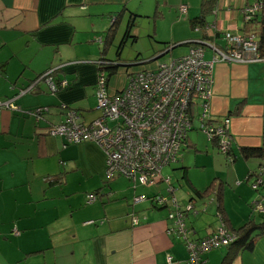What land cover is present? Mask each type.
Wrapping results in <instances>:
<instances>
[{"label": "crops", "instance_id": "0c3cea01", "mask_svg": "<svg viewBox=\"0 0 264 264\" xmlns=\"http://www.w3.org/2000/svg\"><path fill=\"white\" fill-rule=\"evenodd\" d=\"M202 1L198 8L181 3L187 9L178 7L177 21L185 13L183 27L186 24L191 31L172 34L167 44L191 39L222 47L224 31L248 33L257 26L255 20L245 22L242 10L253 0H237V5L227 8L223 0H208L205 23L191 26L190 19L200 13ZM100 3L0 0V100L15 105L0 106V264H184L189 257L184 239L167 232L173 221L167 215L171 206L150 199L133 200L140 193L169 196L168 184L173 185L172 194L180 206L191 201L198 210L184 213L192 231L190 239L202 238L219 227L217 209L227 219L229 231L251 219L264 221V216H250L249 204L257 192L261 197L264 194V186H251L264 158H244L240 153L241 147L262 141L263 60L219 59L213 65L209 119L216 123L229 118L231 160L219 151L215 138L206 136L204 144L200 143L193 121L179 162L163 165L154 183L134 186L123 175H105L104 154L95 142L66 143L61 135L49 133L53 124L64 120L68 107H74L84 121L100 114L95 100L97 60L101 56L120 59L108 57L98 45L91 51L77 49L81 43L91 45L95 38L102 42L104 35L93 27L101 14ZM114 19L108 23L104 18L100 28ZM87 20L90 27L84 25ZM193 43L184 44L187 47L180 54ZM51 68L56 79L68 80L56 92H49L44 82H33L37 74ZM32 82L30 90L25 88ZM124 83H117L109 73L110 92L117 93ZM40 107L47 110L36 118L33 112ZM185 150L192 152L191 161L183 159ZM197 153L205 155L204 162L197 161ZM177 164L182 169L170 174L168 166L176 168ZM191 167L201 168V174ZM205 168L209 171L204 174ZM260 176L264 182V170ZM209 184L219 185V200H209L210 193L205 191ZM89 191L98 193L94 201H86ZM229 253L228 264H264V234L254 240L252 249H212L200 264H223ZM168 256L175 263H168Z\"/></svg>", "mask_w": 264, "mask_h": 264}, {"label": "built area", "instance_id": "2783aa9c", "mask_svg": "<svg viewBox=\"0 0 264 264\" xmlns=\"http://www.w3.org/2000/svg\"><path fill=\"white\" fill-rule=\"evenodd\" d=\"M260 5L257 0L245 5L244 19L254 15ZM179 9L184 11L186 5L181 4ZM223 35L225 43L222 47L203 41L210 47L209 57L205 56L204 46L196 43L183 54L160 60L156 67L130 72L118 93L108 90L107 74L100 68L95 88L100 114L84 121L74 107H68L64 121L53 124L49 133L61 135L66 143L95 142L104 154L106 176L120 174L134 183L145 185L156 181L163 165L176 161L187 130L195 119L208 137L216 139L219 151L229 152V118L224 117L216 123L209 119L213 65L219 59L251 61L259 60V56L254 34L224 31ZM46 80L51 90L68 83L66 78L54 81L47 77ZM9 105L15 107L9 100H0V106ZM260 181V178L254 180L252 186ZM166 189L171 193L169 196L137 194L133 200L148 198L171 206L168 216L173 223L169 231L178 233L185 241L189 257L184 264H200L204 252L232 243L235 235L221 224L202 238L190 239L188 235L192 231L183 221L184 212L192 210L196 213L198 210L190 201L183 207L175 205L173 186L168 184ZM96 197L93 191L86 193L87 202L94 201ZM261 206L258 210L264 212V203ZM217 216H222L219 209ZM133 221L136 223L135 217ZM167 262L175 263L171 256L167 257Z\"/></svg>", "mask_w": 264, "mask_h": 264}, {"label": "rangeland", "instance_id": "374dc122", "mask_svg": "<svg viewBox=\"0 0 264 264\" xmlns=\"http://www.w3.org/2000/svg\"><path fill=\"white\" fill-rule=\"evenodd\" d=\"M101 1L102 3L98 5V8H100L99 13L101 14H99L96 17V23L94 24L93 27H95V29H99V32H98L99 35H102V37L104 35L102 42H99V40L95 38L94 42H92L91 45L88 44L84 46V44L81 43V44H78L77 49L80 51H83L81 49H84L86 51H91L92 49H95L98 45L102 50L104 46V38L106 34L108 33L109 28L111 27L109 24H107L108 26L106 28H100L104 22L103 19L105 18L108 21V23H110V21H112L114 17L116 18V16H118L119 11L121 10V14L118 16L117 21H115V25L112 26V28H116L115 34L112 39L113 41L107 43L105 53L108 57H113L112 59L118 57L120 60L117 61V63H119L120 61L121 62H133V61H143L144 60L142 63L133 64V65H126V66L118 65L115 67L114 71H107L110 73L111 76H115V78H117V83L122 82L123 84L124 82L126 83L127 76L130 72H134L139 69H149L152 67H156L157 63L160 60H164L169 57L176 56L182 53V51L187 47V45H184V44L175 45L174 48H172L171 50H168L162 56L156 59H149L151 58V56L158 53V52L154 53V51H156L157 49H161L163 47L168 48L173 43L179 42V41L173 40V43L167 44L170 41L169 37L172 34L182 33L184 35L191 31L189 26H187L186 24L183 27L184 19L186 20L185 13L181 14L183 20L177 21L178 19L176 17L175 12L178 11L179 4L186 3L189 8L193 6L195 7L197 6L198 8V5L200 4L201 0H101ZM223 1H225V5H222V6L225 8L229 7L230 4L237 5V0H223ZM123 5L126 7L125 9L124 7L122 8ZM186 9L184 11H186ZM211 16L213 15L208 14L207 17L209 20L212 19ZM211 21H213V19ZM89 22L90 20H87L84 25L86 27H90ZM127 28L129 29V35L125 36V39L123 42L122 38L125 35ZM102 30H104V32ZM136 32H137L138 37H136ZM99 35H96V37H98ZM187 40H191V39H187ZM194 44L196 43H193L190 45H194ZM203 46H204L205 56L207 57L209 56V53L211 54L210 47L206 45H203ZM130 57H139V58H137V60H130L129 59ZM55 70L56 69H54V71ZM34 81H36V79ZM39 81L44 82L47 90L49 92H52L49 90L46 82L43 79ZM30 85L32 84L30 83ZM0 99H3V96ZM95 100H96V97H95ZM194 125H197V127L199 128L198 134H199L200 143L204 144V142L206 141V138L208 137L207 134L200 128V122L198 120L196 119L194 120ZM185 148L191 149L192 146H187ZM191 153H192L191 151L185 150V152L183 153L184 155L183 159L185 161H191V159H193V156ZM179 155H182L181 147L178 152V156ZM205 159H206L205 155L197 153V161L204 162ZM174 162L176 164L179 162V160L176 159V161ZM176 166H177L176 168H174L173 165L168 166L170 174H172L173 171L182 169L178 164ZM199 169L201 168L199 167L190 168V170H192L193 172L201 174V172L198 171ZM207 171H209V168H205L204 170H202L204 174ZM159 174L157 175V179L159 177ZM125 180L130 182V185L135 186L134 182L130 181L127 178H125ZM146 185H149V184H146ZM262 186H264V184ZM213 188L215 190L216 189L218 190L219 188L218 184L213 185ZM178 190L180 189L178 188ZM261 191H263L264 193V188H262ZM209 197L215 198L216 197L215 192L211 190ZM262 203H264V194L261 197V193L257 192L249 202L250 210H251L250 216H253V215L261 216V217L264 216V213L258 210L260 207H262L261 206ZM216 218L218 217L216 216Z\"/></svg>", "mask_w": 264, "mask_h": 264}, {"label": "trees", "instance_id": "16d2710c", "mask_svg": "<svg viewBox=\"0 0 264 264\" xmlns=\"http://www.w3.org/2000/svg\"><path fill=\"white\" fill-rule=\"evenodd\" d=\"M257 1L261 3V5H260L261 8L257 12H255L254 15H252L250 18L244 19V20H245V22H253L254 20L257 22V26L254 29V31L252 30V31H250L248 33L255 35V37H256V39L258 41L257 53H258L259 59L264 61V0H257ZM208 2H209L208 0H203L202 1L200 13L198 15L193 16L190 19L191 20V26L203 25L205 23L204 12L207 9ZM114 21H116V18L114 19ZM114 21L110 25L111 27L109 28V31L106 34L105 38H104V46L102 48V52H104V50L106 49L107 43L112 41L113 36L115 34L116 28H112V26L115 25ZM244 33H246V32H244ZM126 35H129V29L128 28L126 29L125 35L123 36V41H124V38H125ZM98 60H104L106 62L105 63L106 64L105 65L106 72H107V70L111 71L112 69H115V67L117 66V61H118V60H115V59L114 60H108L104 56H101ZM47 70L48 69H45L44 71H42L39 74H37L35 79L38 78L41 74H43ZM107 74H108V77H109V73L108 72H107ZM67 85H68V83L66 85H64V86H59L58 90L60 88H63L65 86H67ZM228 153L229 152L224 153V154L227 155V159L231 160L233 157L230 156V154H228ZM240 153H241V155L244 158H250V157H258V158L262 157V158H264V115H263V130H262V141H261V144L255 145V146H243V147L240 148ZM263 170H264V163H261V164H259L256 176H254L253 180L251 181V186H252V182L254 180L258 181V178H260V180H261L260 183H258L255 187L252 186L254 189H258L259 186L263 185V183H264L263 179L260 176V173ZM248 174H252V173L249 172ZM211 190L213 192H215V194H216V197L213 198V199H215L216 201H217V199L219 200V193H220L219 188H218V190L217 189L215 190L213 188V186H211V184H209L205 191H209V193H210ZM93 192L98 194L96 191H93ZM155 194H157V193H155ZM135 195H137V194H135ZM154 203L158 204L156 202H154ZM160 205H163V204H160ZM218 208H219V206H218ZM217 217L219 219L220 224L222 226H224L229 231V229L226 227V225H228L227 219L225 217H223V216H217ZM231 232H233V234L235 235V239L232 241V243L229 246H227V248L229 247L230 251H233L235 249H252L253 244H254V240L258 236L264 234V221L263 222H261V221L260 222H254L253 219H251V220L247 221L246 223H244L243 225H241V226H239L237 228H231ZM205 253L206 252H204L201 255V263L203 261V255ZM230 259H231V255L229 253V254H227L225 256L223 264H228Z\"/></svg>", "mask_w": 264, "mask_h": 264}, {"label": "bare ground", "instance_id": "6f19581e", "mask_svg": "<svg viewBox=\"0 0 264 264\" xmlns=\"http://www.w3.org/2000/svg\"><path fill=\"white\" fill-rule=\"evenodd\" d=\"M106 62L104 61V60H97V73H98V70L100 69V68H102V69H104L105 70V72H106V69H105V64ZM119 64V63H118ZM118 64H117V66H118ZM142 70H146V69H142ZM52 72H53V69H51V70H47L46 72H44L43 74H41L38 78H36V81H33L34 83H36V82H39V80H41V79H43L45 82H46V84H47V86H48V88H49V90L50 91H52V92H55V91H57L58 89H56V90H51L50 89V87H49V84H48V82H47V80H46V78L47 77H50L52 80H54V81H57L58 79H56L55 77H54V75L52 74ZM106 74H107V72H106ZM33 83V84H34ZM32 87V86H31ZM30 87V88H31ZM30 88H27L28 90H30ZM107 88H108V74H107ZM109 90V89H108ZM121 90V89H120ZM120 90L118 91V92H120ZM117 92V93H118ZM9 101H11V100H9ZM12 102V101H11ZM10 106V105H9ZM10 107H14V106H10ZM45 110H47V108L46 107H40V108H38V109H36V110H34V112H33V115L34 116H36V118H41V115H42V113L45 111ZM65 119V118H64ZM64 121V120H63ZM83 141H90V140H82V141H80V142H83ZM90 142H93V141H90ZM173 186V185H172ZM173 189H174V187H173ZM174 196V198H175V205H177V206H179V207H182V206H180V204L178 203V201L176 200V197H175V195H173ZM183 221H184V223H185V219H184V217H183ZM136 222H137V220H136ZM172 223H173V221H172ZM186 224V223H185ZM172 225V224H171ZM170 225V226H171ZM169 226V227H170ZM169 227H168V229H167V232L168 233H171L170 231H169Z\"/></svg>", "mask_w": 264, "mask_h": 264}, {"label": "water", "instance_id": "95a60500", "mask_svg": "<svg viewBox=\"0 0 264 264\" xmlns=\"http://www.w3.org/2000/svg\"><path fill=\"white\" fill-rule=\"evenodd\" d=\"M195 41L193 40H182V41H179V42H175L173 43L172 45H170L168 48H165L164 50L158 52L157 54H154L153 56H151V58L149 59H156L160 56H162L164 53H166L169 49L171 48H174L175 45H181V44H188V43H193ZM144 61V60H143ZM143 61H133V62H119L118 65H123V66H126V65H133V64H138V63H142Z\"/></svg>", "mask_w": 264, "mask_h": 264}]
</instances>
